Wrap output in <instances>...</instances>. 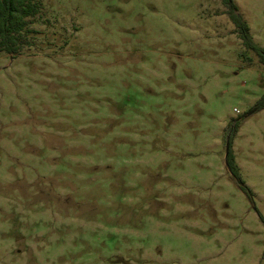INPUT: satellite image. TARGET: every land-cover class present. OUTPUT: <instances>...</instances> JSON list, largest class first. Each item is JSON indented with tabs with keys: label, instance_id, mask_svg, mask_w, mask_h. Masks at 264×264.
I'll return each instance as SVG.
<instances>
[{
	"label": "rangeland",
	"instance_id": "374dc122",
	"mask_svg": "<svg viewBox=\"0 0 264 264\" xmlns=\"http://www.w3.org/2000/svg\"><path fill=\"white\" fill-rule=\"evenodd\" d=\"M41 2L0 51V264H264V66L222 0Z\"/></svg>",
	"mask_w": 264,
	"mask_h": 264
},
{
	"label": "trees",
	"instance_id": "16d2710c",
	"mask_svg": "<svg viewBox=\"0 0 264 264\" xmlns=\"http://www.w3.org/2000/svg\"><path fill=\"white\" fill-rule=\"evenodd\" d=\"M227 8V15L235 25L242 46L247 51L254 52L260 63L264 66V49L258 46L251 35L248 23L238 14L235 0H222ZM42 10L41 0H0V51L9 55L17 56L22 53L28 44V35L31 32L29 19L35 18ZM264 110V94L261 99L250 110L260 112ZM227 167L242 190L251 197V191L244 185L239 174L232 147L228 146Z\"/></svg>",
	"mask_w": 264,
	"mask_h": 264
}]
</instances>
